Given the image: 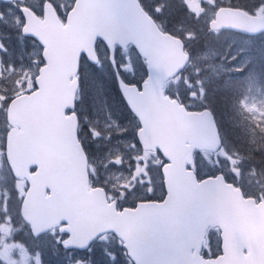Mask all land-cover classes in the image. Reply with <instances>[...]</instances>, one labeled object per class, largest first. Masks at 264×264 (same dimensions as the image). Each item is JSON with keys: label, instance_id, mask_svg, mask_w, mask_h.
Instances as JSON below:
<instances>
[{"label": "water", "instance_id": "95a60500", "mask_svg": "<svg viewBox=\"0 0 264 264\" xmlns=\"http://www.w3.org/2000/svg\"><path fill=\"white\" fill-rule=\"evenodd\" d=\"M22 12L23 33L44 46L46 65L36 78L37 90L9 107L14 128L7 155L15 176L30 182L22 215L34 236L67 223L61 229L70 234L65 248H86L101 233L114 231L136 264H264V201L257 205L244 199L223 175L199 181L187 169L195 149L215 151L221 140L210 111L187 112L163 94L165 81L189 59L182 41L163 33L139 0H77L67 25L50 6L43 20L29 8ZM210 28L255 35L264 31V15L221 8ZM98 37L109 47L113 63L117 44L133 43L148 60L143 92L118 80L142 123L138 136L143 147L159 148L170 161L163 167L167 195L160 203L141 202L118 211L104 190H89L77 116L66 112L75 107L82 54L98 62ZM35 166L38 170L31 173ZM210 224L221 225L225 254L204 261L199 251Z\"/></svg>", "mask_w": 264, "mask_h": 264}, {"label": "rangeland", "instance_id": "374dc122", "mask_svg": "<svg viewBox=\"0 0 264 264\" xmlns=\"http://www.w3.org/2000/svg\"><path fill=\"white\" fill-rule=\"evenodd\" d=\"M145 1L162 21L167 20L166 16L173 6L181 12L182 8L178 6L182 5L188 9L186 13H191V16L185 14L184 18L181 12L180 16L186 19L184 21L192 31H186L187 26H181L178 31L190 42L195 57L191 71L182 77L184 79L182 84H185L188 92H183L182 84L178 86L182 98L195 107H202L207 90L232 92L231 102L234 104L231 123L234 135L228 130L230 143L225 150L205 153L201 159V163L205 166L203 171L210 173L222 169L232 180L236 179L234 172L238 171L239 178L236 181L251 195L260 193L264 190V169H253L252 159L247 158L246 152L252 153L258 149L264 154V36L252 39L234 32H213L208 28L209 21L220 6L239 5L244 2L248 7L254 8L255 13L262 14L264 7L260 5V0ZM44 2L45 0H0V18L3 19L0 28L7 31L14 23L19 22L17 12L22 4H28L41 11ZM52 2L56 3L60 12L64 14L72 7L74 0H52ZM40 52L42 50L39 48L32 52L33 63L28 68H8L0 62V113L3 112L4 102L11 92L13 95L14 91H27L33 87L37 75L34 68ZM119 62L124 75L129 80H136L139 77L138 66L130 50L119 55ZM89 79L81 112L83 136L95 159L102 157L104 161L103 168L96 173L97 178L102 182L104 180L114 190L118 196L116 199L122 206L132 205L138 200L147 199L152 194L159 196L162 192L160 188L162 178L158 179V175L155 177L148 171L152 164L159 162V158L155 154L141 152L135 141L137 129L135 130L134 120L130 118L125 120L122 114L116 116L114 109L106 110V107L98 103L102 102L99 96L102 91H94L96 82L94 75ZM6 90L10 91L7 93ZM89 90L95 94V102L98 99L96 105L98 114L93 115L96 118L90 116L91 107L87 104ZM107 96L110 103H116L110 90H107ZM109 107L111 108V105ZM221 118L225 120L223 115ZM1 121L0 115V135ZM238 136L241 137L240 140ZM1 142L0 137V145ZM3 171L5 170L0 163V176ZM22 187H24L22 182L0 178V264H43L40 251L34 257L29 254L27 246H19L13 241V236L17 232L15 222L18 221ZM59 242L60 239L56 237L41 240L42 249L51 252L49 264H106V261L115 264L119 255L124 256L120 251L119 255L111 253L112 259L100 260L97 250L101 246H107L108 242L84 254L65 253L59 248ZM103 251L109 252L107 247ZM42 259H44L43 255Z\"/></svg>", "mask_w": 264, "mask_h": 264}, {"label": "trees", "instance_id": "16d2710c", "mask_svg": "<svg viewBox=\"0 0 264 264\" xmlns=\"http://www.w3.org/2000/svg\"><path fill=\"white\" fill-rule=\"evenodd\" d=\"M260 5L264 6V0H260ZM241 8H244L248 11H253L254 8H250L242 2L239 4ZM179 8H182L181 12H183V16L185 18V14H188V16H191L190 13H186L187 9L186 7L179 5ZM184 8V9H183ZM151 12V11H150ZM179 10H177L176 6H173L171 12L166 16V22H165V29L179 35V29L180 27H186V22L184 18H182V15L180 16L181 13ZM185 12V13H184ZM1 24V21H0ZM186 31H192V28H189L188 26L186 27ZM0 36L3 39V46H4V52H2V56L4 59V62L6 65H13V66H23L26 65L31 59H30V39H26V47L21 46L19 43V30L17 28L14 29V27H11L10 30H2V27L0 28ZM200 40V38H199ZM188 49L191 50L192 54L194 52L192 51L191 44L187 43ZM107 62V61H106ZM40 63L42 64V61L40 59ZM107 64V63H106ZM93 75L96 78V82L94 83V91L96 92L97 90L102 91L99 96L101 97L102 102H95V94L93 91L89 90L88 92V97H89V102L87 103L89 106L91 105L92 107V113L93 111H96V105L97 102L106 107V110H112L116 111L117 114L119 113H128L122 98L120 97V93L118 91L116 82L114 80L113 74L111 69L108 67H105L103 69H98V67L90 65L87 62L83 63L82 70H81V81H82V89H83V94L86 93L85 91H88V83L90 81L89 78L93 77ZM107 90H110L112 94L114 95L115 102L116 103H110L108 96H107ZM232 92L229 91H207V102L214 111L215 115L217 116V121L219 124L220 129L222 130L224 136L226 138L230 137V134L228 133V130L232 132V121H233V113L232 112V106L234 103L231 102L232 98ZM111 105V108L109 107ZM129 114V113H128ZM221 115L224 116L225 120L221 118ZM234 135V132H232ZM239 140L241 139L240 136H238ZM230 140V139H229ZM247 158L252 159V165L257 169H264V154L262 151H258V149L255 152L249 153ZM263 154V156H262ZM199 154L198 156H200ZM156 174H158L159 170L155 169L154 171ZM201 171H198L199 175ZM201 176V175H200ZM160 177V173H159ZM162 187V183L160 184ZM155 197V196H152ZM30 236V235H29ZM31 239H33L30 236ZM33 242L35 243V246H38L40 244H36V241ZM110 247H112L110 245ZM102 250H98V253L101 252ZM50 251L44 250L45 254V264H49L50 260ZM100 260H103L104 258L110 259L108 256H99L98 257ZM115 264H127V260L124 259L121 255H119V258L115 260ZM52 264V263H51ZM57 264V263H56ZM63 264V263H59ZM106 264H113L110 262L106 261Z\"/></svg>", "mask_w": 264, "mask_h": 264}, {"label": "bare ground", "instance_id": "6f19581e", "mask_svg": "<svg viewBox=\"0 0 264 264\" xmlns=\"http://www.w3.org/2000/svg\"><path fill=\"white\" fill-rule=\"evenodd\" d=\"M243 76V75H242ZM241 77V76H240ZM233 78V77H232ZM235 79V78H234ZM89 153H90V155L92 156V158L95 160V163L97 164V165H99V166H102L103 165V158L102 157H98L97 159H95V156H94V154H93V152H92V150H89Z\"/></svg>", "mask_w": 264, "mask_h": 264}, {"label": "snow or ice", "instance_id": "6c2138e0", "mask_svg": "<svg viewBox=\"0 0 264 264\" xmlns=\"http://www.w3.org/2000/svg\"><path fill=\"white\" fill-rule=\"evenodd\" d=\"M241 74H243V73H241Z\"/></svg>", "mask_w": 264, "mask_h": 264}]
</instances>
